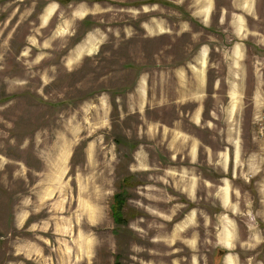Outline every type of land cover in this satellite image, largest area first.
<instances>
[{
  "label": "rangeland",
  "instance_id": "obj_1",
  "mask_svg": "<svg viewBox=\"0 0 264 264\" xmlns=\"http://www.w3.org/2000/svg\"><path fill=\"white\" fill-rule=\"evenodd\" d=\"M164 1L0 0V264H222L227 251L218 235L228 221L220 220L211 187L197 184L198 212L185 223L193 203L182 192L189 185L183 170L192 165L171 161L172 137H157L142 116L167 122L192 110L193 103L164 100L180 90L174 70L200 43L218 60L213 47L231 38L218 23L221 7L239 11L230 0H214L201 22L207 0ZM247 61L239 99L206 86L203 115L215 120L188 128L207 143L238 138L234 123L243 148L255 141L264 149V136L252 138L264 125V100H253L257 78ZM142 80L146 107L124 115L130 100L142 104L134 94ZM200 169L221 176L218 167ZM122 190L126 221L116 223L109 208ZM257 206L250 217L264 237V208L257 217ZM247 211L225 216L238 230L228 252L238 254V264H264V238L247 240Z\"/></svg>",
  "mask_w": 264,
  "mask_h": 264
},
{
  "label": "crops",
  "instance_id": "obj_2",
  "mask_svg": "<svg viewBox=\"0 0 264 264\" xmlns=\"http://www.w3.org/2000/svg\"><path fill=\"white\" fill-rule=\"evenodd\" d=\"M229 4L239 12L226 13L228 11L221 7L218 23L224 26L225 35H230L231 38L228 46L213 47L219 51L218 60L212 58V49L209 43H200L191 60L177 66L174 70V76L178 78L176 83L180 90L164 100L175 104L193 103L192 110L187 113L178 111V115H174L167 122L159 119H146L143 116L142 119L147 128L156 129L157 137L163 134L172 137L167 140L166 145V151L169 149L167 153L171 161H177V163L185 161L182 164L192 165V171L183 170V175L188 176L189 185L182 192L193 203L188 209V215L184 222L187 224L192 222L198 212V206L195 203L197 197L200 199L197 194V184L203 182L210 186L211 197L222 210L218 214L220 220L228 221L222 224L218 235V247L227 251L222 259V264H228L229 259H231V264H238V254H234V256L233 252L232 254L228 252L231 242L234 240L235 243L238 238V230L234 225L236 220L235 218L233 221L224 219L225 216H239L243 210H248L244 215L245 224L253 227L252 229L247 228V240L257 243L263 240V235L259 236L258 220L251 219L254 215L251 205L254 201L258 203L256 216H261V208H264V149L262 144L255 141L251 150L250 147L249 149L243 148L240 138L241 128L235 126L234 123L229 127L236 128L238 138L231 141L224 138L226 144L221 146H216L213 141L207 143L200 135L188 128V126L193 129H201L205 126L208 128L212 124L210 120H215L212 115H203L204 99L202 98L208 82L214 88H228L227 95L231 98L235 97L236 100L239 99V89L246 86L243 79L247 77L249 70L248 57L257 78L253 84L256 89L253 100L257 105L264 100L261 90L264 89V0H230ZM202 7L206 8L199 17L201 22L209 18L214 7V0H207V4ZM220 70L223 71L222 74L218 73ZM209 71L214 72L211 82L208 79ZM134 94L140 96L143 102L138 107L133 100H130L129 103H126L128 111L124 112V115L135 110L141 112L140 108L146 107L147 80L137 83ZM121 107L119 105V109ZM253 118L259 119L260 117L254 115ZM258 134L264 136V125L260 124L253 129L252 138L257 137ZM179 145H181V149ZM146 152H148L147 149ZM202 163L209 164L210 168L218 167L221 176L216 179L207 178L205 176L207 173L200 169ZM253 191H255V196ZM249 210L252 212L251 215H248ZM255 225L256 229H254Z\"/></svg>",
  "mask_w": 264,
  "mask_h": 264
},
{
  "label": "trees",
  "instance_id": "obj_3",
  "mask_svg": "<svg viewBox=\"0 0 264 264\" xmlns=\"http://www.w3.org/2000/svg\"><path fill=\"white\" fill-rule=\"evenodd\" d=\"M60 2H67L69 0H58ZM154 1V0H153ZM160 1V0H159ZM161 2L165 3L166 1L161 0ZM167 3V2H166ZM131 175H125L122 180L123 182L121 183V187H126L127 184H130L131 180ZM124 196V190L120 192L114 193L113 199L111 200L110 203V214L114 222L120 223V222H125L126 217H125V211L123 210L125 207V199L123 198Z\"/></svg>",
  "mask_w": 264,
  "mask_h": 264
}]
</instances>
